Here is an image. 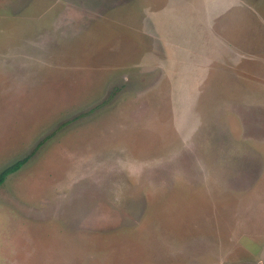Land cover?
Here are the masks:
<instances>
[{
  "label": "rangeland",
  "instance_id": "374dc122",
  "mask_svg": "<svg viewBox=\"0 0 264 264\" xmlns=\"http://www.w3.org/2000/svg\"><path fill=\"white\" fill-rule=\"evenodd\" d=\"M0 264H264V0H0Z\"/></svg>",
  "mask_w": 264,
  "mask_h": 264
},
{
  "label": "trees",
  "instance_id": "16d2710c",
  "mask_svg": "<svg viewBox=\"0 0 264 264\" xmlns=\"http://www.w3.org/2000/svg\"><path fill=\"white\" fill-rule=\"evenodd\" d=\"M24 161L25 159L22 158L0 169V185L4 182L6 176L15 172Z\"/></svg>",
  "mask_w": 264,
  "mask_h": 264
}]
</instances>
